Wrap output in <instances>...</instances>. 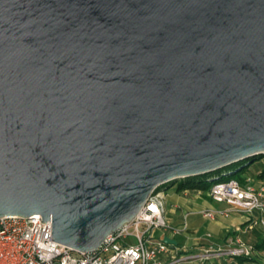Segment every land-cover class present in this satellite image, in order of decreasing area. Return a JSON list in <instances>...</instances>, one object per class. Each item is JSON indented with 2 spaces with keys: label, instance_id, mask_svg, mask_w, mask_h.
Returning a JSON list of instances; mask_svg holds the SVG:
<instances>
[{
  "label": "water",
  "instance_id": "obj_1",
  "mask_svg": "<svg viewBox=\"0 0 264 264\" xmlns=\"http://www.w3.org/2000/svg\"><path fill=\"white\" fill-rule=\"evenodd\" d=\"M257 156L264 0H0V219L92 254L163 187Z\"/></svg>",
  "mask_w": 264,
  "mask_h": 264
},
{
  "label": "built area",
  "instance_id": "obj_2",
  "mask_svg": "<svg viewBox=\"0 0 264 264\" xmlns=\"http://www.w3.org/2000/svg\"><path fill=\"white\" fill-rule=\"evenodd\" d=\"M246 182L227 179L213 184L206 192H196L199 198L206 194L212 203L226 205L229 213L249 218L261 215L264 225V182L246 177ZM188 192V191H186ZM216 209L203 212L213 220ZM39 215L29 219L12 216L0 219V264H185L201 262L198 256L175 253L176 247L165 242L174 240L184 228L176 227L166 219V195L158 190L129 224L110 235L100 249L92 254H82L65 247L52 238L53 224L43 223ZM211 238V234H207ZM238 248L226 254L233 257H249L250 248L237 240ZM212 253L205 255L210 260Z\"/></svg>",
  "mask_w": 264,
  "mask_h": 264
},
{
  "label": "crops",
  "instance_id": "obj_3",
  "mask_svg": "<svg viewBox=\"0 0 264 264\" xmlns=\"http://www.w3.org/2000/svg\"><path fill=\"white\" fill-rule=\"evenodd\" d=\"M193 194V198L188 197V201L185 206L177 205L171 210H167L166 207V219L169 223L176 227L184 228V231L174 236V240L178 243L175 253L184 255L188 252H203L207 248H217L220 244L234 243L233 241L241 234H250L255 242V246L260 244L264 239V226L261 225V215L256 214L253 218H249L244 215H235V213H229L226 205H218L207 201L203 198H199L196 193ZM214 208L217 211L216 217L213 220L206 219L203 216V212L209 208ZM178 211L180 214L178 215ZM227 222L239 223L241 226L233 227L232 230L236 233L231 234V226H227ZM255 223V224H252ZM208 231L211 234V238H206L209 241L208 244L202 245L201 237H197L199 232ZM227 237V238H226ZM236 237V238H234ZM220 238L223 240L219 241ZM226 238V240H224ZM224 247L228 246L223 244ZM230 246V245H229ZM259 253V252H258ZM260 261H263L261 255L256 254ZM258 261V260H257ZM250 259L244 263H241L237 258L221 257L212 260L206 264H260L259 261ZM185 264H200V262L192 261Z\"/></svg>",
  "mask_w": 264,
  "mask_h": 264
},
{
  "label": "rangeland",
  "instance_id": "obj_4",
  "mask_svg": "<svg viewBox=\"0 0 264 264\" xmlns=\"http://www.w3.org/2000/svg\"><path fill=\"white\" fill-rule=\"evenodd\" d=\"M260 164L261 165L264 164V156H257L255 158H252V159L247 160L246 161V165H248V166L249 165H252L250 167V170L251 171L247 174V177H250V178H253V179L255 177H257L258 174H259V172L261 171L260 170L261 168L260 167L257 168L256 166L257 165L259 166ZM247 171H248V169H246L243 174H246ZM176 186H177V183L172 184V185H169V186H165L162 189H160L161 191L165 192L167 210H171L172 208H174L177 205H183V206H185L186 203H187V201H188V197L189 198H193L194 197L193 194H191L192 192H180V193L177 192L176 191ZM185 195H187L188 197H186ZM201 197L203 199L207 200V201H210V199L208 198V196L206 194H202ZM179 214H180V211H178V215ZM235 215H238V213H235ZM239 215H241V214H239ZM252 224H255V223H252ZM226 225L229 226V227L231 226L230 227L231 230H232L233 227L236 228V227L241 226L239 223L234 224V223H231V222H227ZM261 225L264 226L263 224H261ZM207 233H209V232L208 231H205V232L203 231V232H199L197 234L198 235L197 237H201L202 238L200 240V242H201L202 245L209 243V241H207L205 239V235ZM234 233H236V232H234L232 230L231 231V234H234ZM251 237L252 236L250 234H244L243 233V234L239 235L238 238L234 237V238H236L233 241L234 243H231V242L230 243H226V241H224V243L220 244V247H217V248L216 247L215 248H207L203 252H196V251H194V252H188L187 254H184V255H186V256L191 255V256L201 257L202 260H201L200 264H206V263L211 262L212 260H214L216 258H221V257L238 258V257H233L232 255H227L226 252L229 249L238 248L239 247L238 246L239 243H238L237 240H240L242 243L245 244V246L247 248H250V250H251V255L249 257H246V256H242V257L248 258V259H253L254 258V260H256V261L258 260L260 264H264V250H262V251L256 250V248H255V242H254V240ZM206 238H207V235H206ZM226 238L224 240H226ZM221 240H223V238H220L219 239V241H221ZM223 244L228 245V246H225L224 247ZM208 252L209 253H212L213 254L212 255L213 257L210 260L207 261L206 258H205V255ZM256 254L261 255L262 258H263V261H260L259 260L260 258H258V256Z\"/></svg>",
  "mask_w": 264,
  "mask_h": 264
},
{
  "label": "trees",
  "instance_id": "obj_5",
  "mask_svg": "<svg viewBox=\"0 0 264 264\" xmlns=\"http://www.w3.org/2000/svg\"><path fill=\"white\" fill-rule=\"evenodd\" d=\"M251 166L252 165L249 166L246 165V161H245L219 173L187 178L177 182L176 191L179 193L186 191L192 193L206 192L210 189V187L213 184L232 178L239 180L241 183H245L247 179L246 178L247 174L251 171L250 170ZM256 167L257 168L260 167L261 171L259 172L258 176L254 178L255 181L264 182V164L262 165L260 164L259 166L257 165ZM246 169H248L247 173L243 174ZM255 248L258 251L264 250V239H262L260 244H257ZM237 260L241 263H244L250 259L244 257H238Z\"/></svg>",
  "mask_w": 264,
  "mask_h": 264
}]
</instances>
